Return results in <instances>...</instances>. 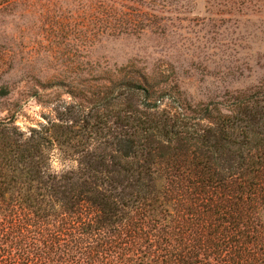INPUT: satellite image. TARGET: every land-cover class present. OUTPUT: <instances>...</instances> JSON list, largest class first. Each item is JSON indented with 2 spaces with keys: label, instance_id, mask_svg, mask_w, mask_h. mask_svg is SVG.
<instances>
[{
  "label": "trees",
  "instance_id": "trees-1",
  "mask_svg": "<svg viewBox=\"0 0 264 264\" xmlns=\"http://www.w3.org/2000/svg\"><path fill=\"white\" fill-rule=\"evenodd\" d=\"M185 2L80 0L81 35L165 32ZM114 77L112 121L0 119V264H264V80L194 103L134 68ZM57 152L76 168L56 173Z\"/></svg>",
  "mask_w": 264,
  "mask_h": 264
},
{
  "label": "rangeland",
  "instance_id": "rangeland-1",
  "mask_svg": "<svg viewBox=\"0 0 264 264\" xmlns=\"http://www.w3.org/2000/svg\"><path fill=\"white\" fill-rule=\"evenodd\" d=\"M79 4L0 0V119L21 111L24 131L70 115L80 129L93 125L112 112L114 89L125 94L124 79L114 84L123 69L168 82L176 99L194 103H225L264 80V0H186L165 32L88 40ZM56 9L74 18L69 29H54ZM64 156H54L56 173L77 166Z\"/></svg>",
  "mask_w": 264,
  "mask_h": 264
}]
</instances>
